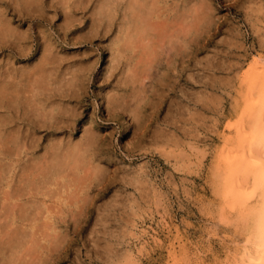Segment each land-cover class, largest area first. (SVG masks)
Segmentation results:
<instances>
[{
	"label": "rangeland",
	"instance_id": "obj_1",
	"mask_svg": "<svg viewBox=\"0 0 264 264\" xmlns=\"http://www.w3.org/2000/svg\"><path fill=\"white\" fill-rule=\"evenodd\" d=\"M209 6L211 9L214 6L215 11L210 13L206 25L201 26L200 30L204 29L197 31L198 34L196 32L188 36L190 49L187 48L188 55L182 63V76H178L173 87L176 90H169L156 108L147 105L142 112L144 117L140 129L134 127L135 121L129 110L128 114L127 111L125 113L126 117L120 118L119 122L114 120L113 123L111 119L105 121L107 115L102 90L111 91L110 86L113 83H100L99 79L108 64L109 51L105 50L102 54L100 50L97 51L100 57L90 76L87 93L81 101L86 106L85 111L79 115L77 127H82L91 118L93 110L96 112L99 133H112L116 145L119 146V151L115 153L116 161L100 163L103 164L102 167L108 165L109 169L119 167L120 174L126 179L90 189L87 205L84 204L85 208L82 206L83 209L79 212L86 213H81L80 219L79 214L73 219L63 204L66 190L58 192L53 189L54 185H43L40 189L22 195V198L31 195L30 198L38 203V214L34 220L27 222L25 228L37 229V232H52V235L57 234L64 240L49 257L55 264H81L94 244L109 238L113 233H119L131 242L130 246L138 253L140 264H234L233 257L238 256L244 237L243 225L237 217V205L231 207L225 203L231 196L228 194L227 199L219 193L217 181L220 178L218 173L234 166L235 160H231L228 153L239 144L240 134L237 130L240 128V121L247 123L252 110V101L246 97L252 98L254 61L257 56L264 59V0H210ZM57 11L54 19H48L53 15L48 10L49 14L44 19L31 23L36 39L39 38L38 26H43L48 32L47 42L55 41L61 54L80 59L85 46L75 48L63 39L69 41L71 36L85 32L89 20L79 11L73 12L77 19L67 35H64L62 29H58L64 13L63 10ZM82 19L86 20L84 24L79 22ZM13 26H16L15 21ZM29 26V21L25 20L19 23L18 30H27ZM108 38L101 42L96 39V42L103 44ZM95 46L93 45L94 48ZM41 47L42 44L33 42V54L29 55L31 59L17 61L13 58L11 64L22 65L35 60L41 54ZM94 57L95 54L91 59ZM180 66L179 62L178 70ZM177 73L179 72H176V76ZM249 89L251 94L247 93ZM166 114L169 117L172 115L170 119ZM42 130L37 129L34 134L42 136L36 147L37 152L41 151L40 144L47 142L46 136L41 135L45 132ZM131 141H134L135 146L129 152L125 145ZM166 150L169 151L165 152ZM2 195L0 193V197ZM51 207L53 211L61 210V213L54 214V232L47 226L54 225L51 219L47 221L45 218ZM41 225H45V228Z\"/></svg>",
	"mask_w": 264,
	"mask_h": 264
},
{
	"label": "clouds",
	"instance_id": "obj_2",
	"mask_svg": "<svg viewBox=\"0 0 264 264\" xmlns=\"http://www.w3.org/2000/svg\"><path fill=\"white\" fill-rule=\"evenodd\" d=\"M70 3L81 15L91 18V36L112 37L116 61L124 58L125 53L150 54L149 34L165 16L174 14L172 31L187 37L208 21L212 9L210 0H0V193L8 191L14 178L20 188L44 185L52 178L65 180L68 187L63 204L75 219L90 189L115 184L126 177L120 174L119 167L101 166L100 162L117 160L115 153L119 146L112 133H99L95 111L82 127H74L80 105L62 107L65 103L78 102L85 95L89 82L86 69L71 63L69 56L53 55L45 28L38 26L36 39L31 27L33 21L44 19L48 10L53 12L48 19H54L57 10L67 13ZM25 20L29 21V28L18 30L19 23ZM33 42L45 45L41 70L24 77L6 71L13 58L31 53ZM138 82L143 84V79ZM126 88L127 84L121 82L108 94L110 116L121 111L125 102L129 105V114H138L141 110L145 101L135 96L129 98ZM50 103L53 106L46 107ZM13 123L17 127L6 133ZM22 128H25L23 133ZM37 129H44L41 135L47 138L46 143L40 144V152L36 151L40 141L34 135ZM29 136L32 146L25 148L22 141ZM126 148L133 151L134 141ZM257 195L264 212V191L259 190ZM130 244L119 233H113L94 244L81 264H140L138 253ZM58 246L49 237L22 245L0 231V264H55L49 257Z\"/></svg>",
	"mask_w": 264,
	"mask_h": 264
},
{
	"label": "bare ground",
	"instance_id": "obj_3",
	"mask_svg": "<svg viewBox=\"0 0 264 264\" xmlns=\"http://www.w3.org/2000/svg\"><path fill=\"white\" fill-rule=\"evenodd\" d=\"M68 8H69V11L67 13H65L63 11L64 15H63L62 24L60 23L61 22V20H60L59 24H61V25H58V29H62L64 35H67L68 30L71 29L72 25H74V21L77 19L74 16V13H75V11H78V10L75 9L74 5L72 3H70L68 5ZM255 8H256V6H255ZM212 10L215 11L214 6H213ZM49 11H51V10H49ZM47 14H49V13L47 12ZM52 14H53V12H52ZM217 14L215 16H217ZM58 15H59V13H58ZM213 15H214V13H213ZM87 19L89 21L87 23V26H86L87 29L85 32H83L79 35H76V36H71L69 38V41H65L66 39H63V41L65 43H68L75 48L80 47V46H82V47L85 46L84 47L85 49L82 51L80 59H77L76 57H74L72 55L71 56L68 55L69 57L72 58L71 63H74L75 66L85 68L87 71V74H88V80L90 81V76L94 70V66L98 62V59L100 57L97 51L100 50V52L102 54L103 52H105V50H108L109 51L108 64H107L105 70L103 71V74L101 75L102 76L101 79H99L100 83H106V85L111 84V82L113 83L110 86L111 91H108V90L104 91V89L102 90L103 91L102 96H103L104 101H105L104 105L106 108V115H107V117L105 118V121L111 119V120H113V123H114V120H117L119 122V119L125 116L126 111L128 114L129 105L127 104V102H125V105L121 111L114 112L110 116L108 102H107L108 94L110 92H112L113 90H115L117 88V86L121 82H123V83L127 84V88L125 89V91L127 92L129 98H131L132 96H135L137 100H144L145 101V103L141 106V110L139 111L138 114H130L135 121L134 127L136 129H140L141 128V120L144 117V113H142V112H144V110H146L147 105L150 106L151 108H153L154 106L156 108V106L158 104H160L162 99L166 96L168 91L173 89L178 76L179 77L182 76V71H180L184 67V65L182 63L185 61V56L188 55V49L187 48L190 49V47H188V45H189L188 44V36L187 37L178 36L175 32L172 31V28H173L172 20L174 19V14L172 16H165L163 19H161L158 22V24L156 25L155 31H153L149 34L148 47L151 48L150 54L144 55V54H135V53H125L124 58L120 59L119 61H116L114 58L113 50L111 48L112 37L110 35H104V34H97L95 36H91L90 30H91V26H92V20L90 17L86 18V20ZM86 20L82 19V20H79V22H82L84 24L86 22ZM215 20L216 19H214V22H215ZM39 21H41V20H39ZM48 23L50 25L52 24L51 21H49ZM69 24L71 25V27H68ZM205 25H206V23H205ZM207 25H208V23H207ZM211 25H212V23H211ZM79 27L80 26H78V28ZM65 28H67L66 33L64 31ZM203 29H201V30H203ZM230 29H232V28H230ZM199 30H198V32H199ZM201 30H200V32H201ZM198 32H197V34H198ZM107 37H109L108 41L104 42L103 44H100L101 40L104 38H107ZM194 37H191V38L193 39ZM96 39H98V41H100V42H96ZM230 39H231V37H230ZM189 40H190V38H189ZM196 40L197 39H195V41ZM47 43H48V46L51 49L53 55H63V54H61V52H59V50H58L59 47L57 48V44L55 43V41H48ZM190 43H191V41H190ZM193 43H195V42H193ZM224 44H225V42H224ZM93 45H96L95 48L93 47ZM32 49H34V48H32ZM35 49H37V48H35ZM76 50H74V51H76ZM44 52H45V45L42 44L41 54L39 55L38 58H36L35 60H31L29 63H25L22 65L11 64L10 67H6V71L11 72L12 74H14L17 77H24L31 72L40 71L41 70L40 61L42 59V55ZM30 54H33V52L31 51ZM94 54H95L94 59H91V57ZM29 55L27 57H15L14 59L17 61L25 59V58L27 59V58H30ZM63 56H66V55H63ZM257 57H256V60L254 61L255 64L253 65V69L255 70V72H254L255 73V78H254L255 81H254V86H253V93L252 94L250 93V89L247 92V93H250L252 95V98L250 96L246 97L247 100H250V102L252 101L251 102L252 110L250 111V117H249V120L247 121V123H243L242 121L239 120L240 121V128H238L237 132L239 131V134H240V142L237 146L234 147V150H231L232 152H229V150H228L229 153L228 152L227 153L229 154V156H228V154H226L228 157H232V158H230L231 160H233V159L235 160L234 166L231 167L230 170L218 173V176L220 178H218V181H217V189H218L219 193H221V195H224L226 198L228 197V194H230L229 196H231V198H230L231 200L227 198L230 201L225 200V203L226 204L228 203L229 204L228 206H231V207H233L234 205H237V215H238L237 217L243 225L244 237H243L242 243L238 249V253H237L238 256H236V255L234 256L232 254L234 256L233 257V259L235 261L234 264H264V231H262V226H261V224H262V220H261V213L262 212L260 209L261 201H260L257 194L255 195L254 198L253 197H247L245 195L246 193L250 192L253 187H256L257 193H258V191H259L258 185H259V180H260L261 175H262V169L260 168L258 163L253 164L252 160L259 161L261 159H264V146H262L260 143L261 137L264 136V59L259 58V57H258L259 58L258 59ZM6 59H7V57H6ZM260 59H262V60H260ZM12 61H13V59H12ZM179 62L181 64V66L178 70L177 66H178ZM252 62L253 61H251V63ZM189 63H190V61H189ZM209 65H210V63H209ZM248 65H251V64L248 63ZM229 67L231 68V66H229ZM249 67H251V66H249ZM61 68H63V65H61ZM176 72H179V74L177 73V76H176ZM184 73H185V71H184ZM249 74H251V73H249ZM145 76L147 77V79H144ZM141 79H143V84H140L138 82ZM250 81H251V79H250ZM88 86H89V82H88ZM87 89H88V87H87ZM87 89H86V91H87ZM178 89H179V86H178ZM173 90H176V89H173ZM83 96L81 97V99L78 102L65 103L62 105V107L72 108V107H75V105L77 103H79L80 107L77 108V111H79L81 113L86 106L85 104H82V102H81L83 99ZM170 101L172 102L171 99H170ZM170 105H172V104L170 103ZM51 106H53L51 103L49 105H46V107H51ZM168 106H169V104H168ZM91 107H93V106H91ZM95 107H96V105H95ZM168 108H170V107H168ZM93 112H94V110L91 112V117L93 115ZM175 112H176V114H178L177 111H175ZM178 112H180V111H178ZM95 114H96V112H95ZM167 114H168V112H167ZM168 115H167V117H169ZM171 116L172 115H170V117ZM164 117H166V116H164ZM170 117H169V119H170ZM174 117H172V118H174ZM78 119H79V116L76 118V120L74 122V127H77ZM101 119H103V118L101 117ZM166 119L168 120V118H166ZM144 122H145V120H144ZM144 126H145V123H144ZM16 127H17L16 123L9 125V128L6 130V133H10V130H14ZM98 127L99 126H97V128ZM131 127L133 128V126H131ZM25 128H26V126H25ZM25 128L21 129L22 133L25 131ZM164 129L165 128H163V130ZM150 130H151V128H150ZM164 133L166 134L165 131H164ZM237 135H238V133H237ZM154 136L157 137L155 134H154ZM40 137H42V136H40ZM77 138H79V137H77ZM152 138L154 139V137H152ZM163 139H165V138H163ZM237 139H238V136H237ZM149 140H147V142ZM158 140H159V137H158ZM141 141H144V140H141ZM154 141H156V140H154ZM159 141H157V143ZM22 142L24 144V147L29 148L32 146V137L29 136L27 138H23ZM161 142L164 144L163 140ZM73 143H74V141H73ZM37 146H38V144L36 145V147ZM166 146H167V143H166ZM39 149H40V147H39ZM37 150H38V148H37ZM168 151L166 150L165 152H168ZM224 159L226 160L225 157H224ZM227 162H228V160H227ZM107 167H108V165H107ZM107 169H109V167ZM59 180L61 183L59 182ZM50 185H54V188L53 187L52 188L54 190L56 189L58 192L59 191H65V190H67V187H68V184L65 180H61V179H57V178H52L46 184H44V186H50ZM41 186H43V185L20 188V187H17L16 181L14 178L13 184L9 187L8 191L5 193H2L3 195H2V197H0V231H3L5 233L13 236L22 245H30L34 242L42 240L44 237H49V236L51 238H54V242L57 245H59L61 243V241L63 240V239H60L57 236V234L52 235L51 234L52 232L51 233H46V232H41V231L37 232L36 231L37 229L35 230V229L31 228L29 230L28 228H25L27 222L29 223V220L30 221L34 220L36 215L38 214L37 213L38 203L36 201H34L32 198H30L31 195H29V197H26V196H28V195H26L25 196L26 198H22V195L25 193H31L32 190L40 189ZM52 188H51V191H52ZM58 192H57V194H59ZM53 193H54V191H53ZM41 195H43V194H41ZM90 195H92V193ZM53 196L54 195H52V197ZM38 199L41 200L42 198L41 199L38 198ZM90 200H92V199H90ZM46 201H47V199H46ZM49 203L51 204V202H49ZM49 203H47V204L49 205ZM55 206H58V205H56V203H55ZM56 213L57 214L61 213V210L57 209L56 211H53V208L51 207L48 214L45 215V218H47V221H49L48 219H51V223L54 224V225H50V226L47 224L48 229H51L53 232L56 231V229H55L56 221H54V218L56 217V215H54V214H56ZM81 213H83V212H81ZM84 213H86V212H84ZM80 214H79V219H80ZM39 215H40V213H39ZM42 216H43V214H42ZM38 219H40V218H38ZM41 221H43V220H41ZM38 223H37V225H38ZM46 223H48V222H46ZM75 225H76V223H75ZM41 226H43V225H41ZM44 226H43V228H45ZM60 226L62 228L61 224H60ZM39 228L42 229L41 227H39ZM39 228H38V230H39ZM60 232H61V230H60ZM61 234L62 233H60V235ZM62 235L64 236V234H62ZM237 235H240V233ZM66 236H67V233H66ZM65 246L63 245V247H65ZM56 249H57V247H56Z\"/></svg>",
	"mask_w": 264,
	"mask_h": 264
},
{
	"label": "snow or ice",
	"instance_id": "obj_4",
	"mask_svg": "<svg viewBox=\"0 0 264 264\" xmlns=\"http://www.w3.org/2000/svg\"><path fill=\"white\" fill-rule=\"evenodd\" d=\"M260 143H261L262 146H264V136L261 137ZM252 163L253 164H257L258 163L260 168L262 169V175H261V178L259 180V185L258 186H259V190L264 191V159H261L259 161L252 160ZM256 194H257V189H256V187H253L251 189V191L246 193L245 195L247 197H253L254 198ZM261 220H262V224H261L262 231H264V212L261 213Z\"/></svg>",
	"mask_w": 264,
	"mask_h": 264
}]
</instances>
